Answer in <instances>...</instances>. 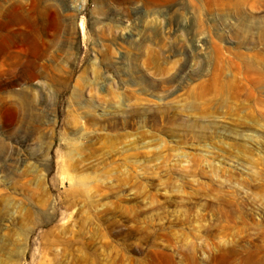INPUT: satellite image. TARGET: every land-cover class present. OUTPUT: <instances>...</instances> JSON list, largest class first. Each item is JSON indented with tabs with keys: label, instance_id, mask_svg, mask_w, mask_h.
<instances>
[{
	"label": "rangeland",
	"instance_id": "obj_1",
	"mask_svg": "<svg viewBox=\"0 0 264 264\" xmlns=\"http://www.w3.org/2000/svg\"><path fill=\"white\" fill-rule=\"evenodd\" d=\"M0 264H264V0H0Z\"/></svg>",
	"mask_w": 264,
	"mask_h": 264
}]
</instances>
